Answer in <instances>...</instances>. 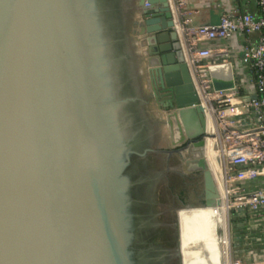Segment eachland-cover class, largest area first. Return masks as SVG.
<instances>
[{
	"label": "water",
	"instance_id": "obj_1",
	"mask_svg": "<svg viewBox=\"0 0 264 264\" xmlns=\"http://www.w3.org/2000/svg\"><path fill=\"white\" fill-rule=\"evenodd\" d=\"M136 2L142 86L162 100L172 145H191L203 172L191 210L215 208L207 118L175 0ZM112 48L102 0H0V264H133L125 171L134 150Z\"/></svg>",
	"mask_w": 264,
	"mask_h": 264
},
{
	"label": "flooded vegetation",
	"instance_id": "obj_2",
	"mask_svg": "<svg viewBox=\"0 0 264 264\" xmlns=\"http://www.w3.org/2000/svg\"><path fill=\"white\" fill-rule=\"evenodd\" d=\"M102 3L113 41L119 93L127 101L121 111L123 137L134 150L125 171V213L130 221L132 261L186 264L182 249L192 239L193 226H200V210L191 208L200 207L203 172L195 163L191 145H172L161 114L162 100L142 86L140 54L133 34L136 0Z\"/></svg>",
	"mask_w": 264,
	"mask_h": 264
},
{
	"label": "built area",
	"instance_id": "obj_3",
	"mask_svg": "<svg viewBox=\"0 0 264 264\" xmlns=\"http://www.w3.org/2000/svg\"><path fill=\"white\" fill-rule=\"evenodd\" d=\"M182 4L175 1V27L200 105L211 116L205 142L212 139L216 146L219 166L214 179L220 201L227 216L264 212V0H257L259 13L231 9L214 25L191 24L180 15ZM237 34L246 37L241 63L249 72L240 82L227 61V50L203 47ZM223 66L230 67L231 80L219 69ZM229 264L246 263L233 259Z\"/></svg>",
	"mask_w": 264,
	"mask_h": 264
},
{
	"label": "crops",
	"instance_id": "obj_4",
	"mask_svg": "<svg viewBox=\"0 0 264 264\" xmlns=\"http://www.w3.org/2000/svg\"><path fill=\"white\" fill-rule=\"evenodd\" d=\"M236 8L243 12H250L254 14L259 13L257 0H183V4L180 6V15L182 18L190 21L193 25H214L219 22L222 14ZM252 40H256V37H253ZM137 43L138 45L140 44L138 41ZM245 44L246 37L244 35L237 34L227 40L204 43L203 47L215 50H227V61L231 63L235 79L240 82L242 79H248L249 77L248 70L244 68L241 63L242 49ZM139 47L141 52L146 50V48H141L140 45ZM228 67L229 66H223L219 69H221L223 73L227 74L231 80L232 72ZM222 211L224 213L223 204ZM202 228L203 226L201 225L200 230ZM233 235H237L236 240L238 242V250L235 252V259L241 260L246 264H264V212L253 213L244 211L236 213L233 219ZM205 236L208 238V231ZM198 247L200 246H188L186 253L189 254L188 260L190 263L193 261L192 259H195V257L198 256L196 254L199 252L194 250ZM201 248L203 249V254H200L199 256L200 259L205 262V249L203 247ZM207 261L209 262V260ZM210 264L217 263L212 262Z\"/></svg>",
	"mask_w": 264,
	"mask_h": 264
},
{
	"label": "bare ground",
	"instance_id": "obj_5",
	"mask_svg": "<svg viewBox=\"0 0 264 264\" xmlns=\"http://www.w3.org/2000/svg\"><path fill=\"white\" fill-rule=\"evenodd\" d=\"M206 118H207V131H208L211 126V116L207 114ZM208 146L210 147L209 149L211 151V155H212L211 157H213L214 171H212V167L210 166L209 167L214 177H216L218 166H219V158L217 157L216 146L212 139H208L206 141V147H205L206 158H207L208 164L210 165V161L208 160V154H207V151L209 150ZM223 208H224V213L222 211V202H221L220 205L215 208H201V209L191 210V211L200 210L199 219H200V224L203 226V228L200 230V226H196V225L193 226L191 236L192 238H194V240L193 241L190 240V241L192 243H195V245L202 246L205 249L204 257L208 259L220 256V252L224 255L223 245H225L228 242L227 211L224 205H223ZM186 211H190V210H186ZM205 224H206V228H205ZM220 226L223 228H226V232L223 233L222 239L218 240L217 237L215 236V230ZM207 227H208V230H207ZM207 231H208V238H206L205 236L207 235ZM181 247H182V244H181ZM194 250L200 251V247ZM189 264H198V263L192 261ZM206 264H210V263H206ZM220 264H225L224 257Z\"/></svg>",
	"mask_w": 264,
	"mask_h": 264
},
{
	"label": "rangeland",
	"instance_id": "obj_6",
	"mask_svg": "<svg viewBox=\"0 0 264 264\" xmlns=\"http://www.w3.org/2000/svg\"><path fill=\"white\" fill-rule=\"evenodd\" d=\"M209 148L210 147L208 146V149ZM207 154H208V160L210 161V165L209 166L212 167V171H214L213 157H211L212 155H211L210 149L207 151ZM211 161H212V163H211ZM227 217H229V219H228L229 221H227L228 242L223 246L224 255L220 252V256L214 257V258H209V259L206 258L205 262H208L207 260H209L208 263L216 262L218 264V263L222 262L223 257H224L225 264H229L231 260L235 259V252L238 250V242L236 240L237 235H233V219L235 217V213L234 212L230 213ZM179 224H180V222H179ZM200 226H201V224H200ZM205 228H206V224H205ZM207 230H208V227H207ZM180 232H181V224H180ZM225 232H226V228H223V227L220 226V227H218L215 230V236L217 237L218 240H221L222 239V235ZM191 240L193 241L194 238H192ZM192 244L195 245V243H192L190 241V243L188 242L182 249V251H183V259L186 262V264L190 263L189 260H188L189 254L186 253L187 252V248H188V246H190ZM201 247L202 246H200V251L196 250V251L199 252L198 254H196L198 256L195 257V259H192V260L194 262H197L198 264H206L205 262H203L202 259H200V256H199L200 254L201 255L203 254V249Z\"/></svg>",
	"mask_w": 264,
	"mask_h": 264
},
{
	"label": "trees",
	"instance_id": "obj_7",
	"mask_svg": "<svg viewBox=\"0 0 264 264\" xmlns=\"http://www.w3.org/2000/svg\"><path fill=\"white\" fill-rule=\"evenodd\" d=\"M241 96L245 97V92L243 90H241Z\"/></svg>",
	"mask_w": 264,
	"mask_h": 264
}]
</instances>
